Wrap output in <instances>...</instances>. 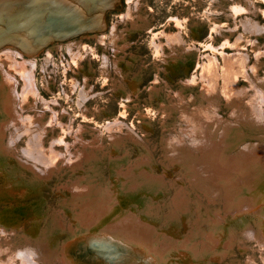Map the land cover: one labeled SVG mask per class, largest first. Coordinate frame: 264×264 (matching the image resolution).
Masks as SVG:
<instances>
[{"label": "bare ground", "instance_id": "bare-ground-1", "mask_svg": "<svg viewBox=\"0 0 264 264\" xmlns=\"http://www.w3.org/2000/svg\"><path fill=\"white\" fill-rule=\"evenodd\" d=\"M118 1L0 0V198L11 206L0 214V236L15 233L19 216L32 215L24 240L37 242L18 251L0 243V264H213L235 245L250 251V263H257L251 254L257 247L264 263V23L256 17H264L258 6L264 0H206L213 41L197 59L186 22L176 16L150 38L157 66L149 94L159 101L162 164L126 118L141 90L127 40L135 31H152V19L143 0H127L111 28L105 10ZM222 17L234 21L225 24ZM191 26L198 36L202 25L195 20ZM89 38L103 54L86 43ZM42 52L43 90L51 96L36 82ZM69 69L79 76L69 81L65 75L64 82ZM183 69L188 75L173 78ZM95 71L113 90L95 89L89 80ZM63 94L78 98L84 117L106 116L104 124L81 122L76 129ZM110 96L119 97L121 116L111 117L97 103ZM89 98L93 108L85 103ZM49 128L61 130L50 145ZM20 139L26 145L18 150ZM129 145L139 151L136 164ZM64 168L73 178L53 185ZM42 185L58 193L69 225L59 211H46L44 199L32 198ZM182 227L185 233L177 234ZM64 232L68 238L61 242Z\"/></svg>", "mask_w": 264, "mask_h": 264}, {"label": "rangeland", "instance_id": "rangeland-1", "mask_svg": "<svg viewBox=\"0 0 264 264\" xmlns=\"http://www.w3.org/2000/svg\"><path fill=\"white\" fill-rule=\"evenodd\" d=\"M143 1H144V3H143L142 7L144 8V11L147 12L149 18L152 19V23H153L151 25L152 31H150V32H148V30H146V32H144L143 30L135 31L136 33L133 34L132 36H129V39L127 40L130 43V45L125 50L127 52L126 55L130 54L129 56L134 55V57H135V65H134L133 69H134V71H137L136 73L139 74V76H141L140 82L138 83L139 87H141V90L139 92H137L138 98L136 99V102L132 103V106L129 107L126 118L128 121L136 124L140 134H142L145 137V139L149 141L150 145L153 147L157 161H159L160 164H162L161 160H165L166 158L164 157V154H163L164 147L162 145L163 141L161 138V135L163 133V129H162V126H161L160 121H159V119H161V117L159 116V118H158V115H160V114L157 111L159 101L156 100V97L153 100L152 96L149 94L151 84L155 81V78H156V66H157L156 65L157 59L155 56L156 53L154 52V48L152 47V44L150 43V38L152 37V35L154 34L155 31H157V30L159 31V30L164 29V24L166 23L167 19H169L172 16H174V17L176 16V17L184 20V22H186L185 23V33H187V34L189 33L188 35H186V36H188L187 39H189L187 41V43L197 45L198 50L196 51V54H195V59H197L202 51H204V52L206 51L205 47H207L208 45L210 47L211 46L210 44L213 41L210 38L211 32H209L210 31L209 30V24H207V23L211 22V19L208 20L205 16L208 14V12L205 8V7H207L206 6V0H143ZM125 2H127V0H122L121 4L118 3L117 7H115L113 10H109L106 13L107 14L106 15V18H107L106 21H107V24L111 28H112L113 24L116 23L117 20L119 19L118 16L122 15L124 13L123 12V11H125L124 9H127V6L126 7L124 6L126 4ZM260 5H262V8L264 9V4H258V6H260ZM256 17L258 18V20H260L262 23H264V17L262 15V13H259L258 15H256ZM222 18H223V22L225 24L231 23L234 21V20H231V22H229L230 19H226L224 17H222ZM195 20L198 21L199 24L202 25L199 28V35L198 36H196V34H195V36L192 35L193 30H192L191 22H193ZM189 26H190V28H189ZM121 28H123V27H121ZM106 31H108L107 36H109L111 34V30L108 29ZM215 36H216V34H215ZM260 41H262L261 44H262V46H264V36L261 37ZM208 42H209V44H208ZM64 43H66V42H64ZM86 43L89 46L91 44L95 48V51L99 52V54H103L104 49L101 47V45L98 44L99 42L97 40H93L92 38L91 39L89 38V39H87ZM206 43H207V46L203 47V45ZM214 43L216 44V46L219 45L218 40L215 41ZM50 48H51V46H50ZM209 52H210V50L206 51V53H209ZM63 53L66 56V58H68L67 50H66V53L65 52H63ZM39 54H40V56L38 57V67L36 68V71H35L36 82L38 83V87L40 88V91H42L45 95L51 96V94H54V93H52L50 91L51 93L47 94V92H45L43 90L45 80L43 81V73H42V69H41V64L44 61L45 56H44L43 52L39 53ZM121 55H125V54L122 53ZM57 57H58V54H56V58ZM93 65L95 68H98L99 67V61H97L96 59H93ZM61 70H62V68H61ZM69 71H70V69H69ZM63 72H64V70H63ZM70 72H71L70 75L67 73L62 75L61 79L62 80L64 79V82H66L65 75L67 76L69 81L72 80V78H76L79 76V75H75V73H73L72 71H70ZM261 72L263 73V70ZM157 73H159L161 75L160 72H157ZM162 73H163L162 76L165 77L166 79H168L166 74L164 72H162ZM79 74L82 75V72H79ZM88 74L90 75L91 73H88ZM185 75H188V74L183 69L181 72H177L176 75L174 74L173 78H176V76H178V78H179V77L185 76ZM103 76L104 75L101 72L95 71L93 78H91L89 80L93 81L92 85H94L95 89H98V90L99 89L100 90L105 89L103 91H107L110 89L113 90L112 89L113 87L108 88L110 84H105ZM83 77L84 76H82V78ZM61 81H59V82H61ZM59 82L57 84H59ZM53 83H54V78L52 80V84ZM106 83H108V82H106ZM111 93L112 92H109V94H111ZM60 98H61L62 102H64L66 104L64 106H66L69 109L70 113L73 114V117L76 119L74 122L76 129L78 128L79 123H81V122L83 124H91V123H97L98 125L104 124V120H105L106 116L101 118V117H99V115H97L98 116L97 117V116H93V114H92V116L89 118L84 117L81 114L82 113L81 110L83 111V109L80 110L79 109L80 107L78 108V106H77L78 105L77 104L78 98L76 99L75 95H72L68 99V97L63 94L60 96ZM74 99L76 100V103H74L75 102ZM118 99H119L118 96H117V99L115 97L110 96V98L99 99L97 103H99V105H102V106H105L106 108H108V110H110L112 112L111 117L112 116H119V115L121 116L120 108L118 107V105L120 106ZM92 101H95V99L89 98L85 103L89 104L90 107L93 108L96 103H94V105H93ZM68 105L71 107H69ZM136 108H139L142 112H144L143 114L146 115L144 118L145 121L148 122L149 124H151L149 129L144 126V122L140 119V117L138 115V112L140 113V111H138V110L136 111ZM87 112H90V111L88 110ZM223 112L226 113V110H224ZM90 113H86V114H90ZM55 129L56 130L54 131L53 129L49 128V130H50V135L48 136L49 145H50V142L52 141V136L53 135L57 136L61 131V130H59V128H55ZM70 140L73 141L72 139H70ZM22 142L23 141L21 139L18 141V143H19V146H18L19 149L18 150H21L23 144H20V143H22ZM25 145H26V142L24 143L23 146H25ZM128 149L132 153V159L134 160V164H136L137 159L140 157L139 151L132 145H129ZM156 159H153V162H156ZM135 166H137V165H135ZM162 168H163V166H162ZM103 171L105 172V177H107V173H108L107 170L104 168ZM157 171L159 173V172H161V169H158ZM56 172L57 173H55L52 177V180H54L53 185L56 184L55 181H57V180H59V182H61V184H63L65 182L71 181V179L73 178L72 172H70L69 170H65V168L63 170H59ZM175 173L180 174L181 171L177 170V171H175ZM167 177L169 178V179L167 178L168 181L173 179V176L169 175ZM169 182L171 183V181H169ZM3 183H4V181L0 182V188L2 187ZM1 189L3 190V188H1ZM39 189H40L39 191L37 190L35 193H33L32 198L33 199H35V198L44 199L46 211L47 210H52L53 212H54V210L59 211L61 214H63L65 221L69 225V221L71 220V217L60 207L59 199L57 198L58 193L57 192L54 193V189L50 188L47 185L46 186L42 185ZM189 190L193 193V195L195 197L199 198V195L192 189L191 186L189 187ZM70 192H71L70 190L65 191V193L67 195H70V197H71L72 195ZM203 199L205 201H207L206 198H203ZM7 203H9V202H6L0 198V214L3 213L4 211H6V208H9V209L11 208V206L4 207L5 205H7ZM30 203H32V202H30ZM206 203L210 204L212 207H214V206L216 207L217 205L219 206V203H211V202L209 203L208 201ZM193 205L195 206L194 203H193ZM223 210H224V208H223ZM196 214L197 213L195 212V215ZM31 216L32 215L29 216V220H27L28 218L25 214L23 216H19V218H16L19 220V223H20L19 228H17L15 230V233L11 231V233L9 232L10 234H7L6 236L5 235L0 236V240H1L0 243H2V244L4 243V245H6L7 242H11L13 244L11 246L12 250H17L16 248L18 247V245L22 246L23 243L24 244H30V242H31L34 244V246H36L37 242H35V240L33 238H32V241H28L27 238L24 240L26 233H28L27 227L29 225V222L31 221ZM0 227H3V226H1V224H0ZM238 230H239V228H238ZM185 231H186V229L184 227H182L179 229V232H177V234L185 233ZM1 232L2 231H0V233ZM83 237L86 239V236H83ZM59 238L61 239V242H63V241H65V239L67 240L68 235L66 234V232H64V233H61L59 235ZM86 240L90 242V240L88 238ZM256 245H257L256 243H253V246H256ZM242 248L243 247H241V246H236V245L233 246L231 253L224 255L223 257L214 258L213 264H264L261 257H260V252L257 249V247H254V249L251 251V254L253 252L256 253L255 258H256L257 263H255V262L250 263V261L248 260V253L250 251L249 250L244 251V250H242ZM74 250H75L74 248L71 249L72 252H74ZM16 257H17V259H19V257L17 256V253H16ZM5 258H7V257H5ZM75 260L77 262L81 263L79 257L76 258ZM19 264H22L21 261L19 262ZM42 264H47V263L45 262Z\"/></svg>", "mask_w": 264, "mask_h": 264}, {"label": "water", "instance_id": "water-1", "mask_svg": "<svg viewBox=\"0 0 264 264\" xmlns=\"http://www.w3.org/2000/svg\"><path fill=\"white\" fill-rule=\"evenodd\" d=\"M118 2H120V0H119ZM118 2H117V3H118ZM0 5H1L0 10H1V9H3L2 6H4V5H2V3H0ZM114 8H115V6L111 5L108 9L105 10V13H107L109 10H113ZM0 12H1V11H0ZM0 23H1L2 25H5V22L0 21ZM7 27H8V25L6 24V28H7ZM102 240H103V239H102Z\"/></svg>", "mask_w": 264, "mask_h": 264}]
</instances>
